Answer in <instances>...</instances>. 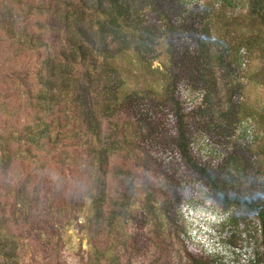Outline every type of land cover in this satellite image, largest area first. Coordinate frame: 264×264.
<instances>
[{
    "label": "rangeland",
    "instance_id": "1",
    "mask_svg": "<svg viewBox=\"0 0 264 264\" xmlns=\"http://www.w3.org/2000/svg\"><path fill=\"white\" fill-rule=\"evenodd\" d=\"M205 1L191 0L187 10H194L174 20L196 35L206 24L213 86L203 90L198 75L181 69V79L169 89L185 115L189 151L211 171L220 195L264 198V127L258 120L264 116V57L241 50V65H229L231 47L222 30L227 16H239L241 40L249 36L245 0L234 13L221 15L208 7L202 13ZM211 14L224 19V26L209 22ZM2 23L0 264H254L261 252L257 217L240 206L220 205L206 180L183 165L174 148L173 107L139 102L131 122L116 126L121 133L104 117L109 134L93 143L81 119L68 111L70 100L59 96L65 100L59 109L47 105L58 115L41 149L35 124L22 120V112L34 108L1 54L3 35L15 42L23 37ZM186 37L179 34L180 44ZM145 55L154 68L170 60L155 48ZM122 82L124 90L141 96L133 81ZM98 153L110 158L106 184L93 182ZM53 155L54 171L47 165Z\"/></svg>",
    "mask_w": 264,
    "mask_h": 264
},
{
    "label": "trees",
    "instance_id": "2",
    "mask_svg": "<svg viewBox=\"0 0 264 264\" xmlns=\"http://www.w3.org/2000/svg\"><path fill=\"white\" fill-rule=\"evenodd\" d=\"M238 1L241 0H208L202 4V13L206 14L207 7L214 8L213 11H217L218 15L223 12L234 13ZM190 2L0 0L2 25L16 27L20 31L17 37H23L20 42H15L14 36L6 37L2 32L1 54L14 79L13 83L16 79L20 82L26 91L28 105L34 108L30 113L22 112V120L35 124L37 142L43 150L51 139L58 115L47 105L56 104L59 109L65 101L59 100V96L70 100L68 111L71 110L76 118L78 116L81 119L93 143H100L108 133L103 126L104 117L105 121L114 124L117 133H121L123 131L120 132L116 126L131 122L132 107L138 109L142 102L152 109L173 107L177 124L173 141L180 161L206 180L220 205L240 206L257 217L261 252L255 253L253 263L264 264V198L259 195L244 198L220 195V188L211 171L198 164L189 151L185 115L181 113L179 103L169 89L181 79V69L198 75L203 90L213 86L210 35L206 24L198 29L200 33L196 35L193 28H185L174 20L181 13L194 10H187ZM245 3V28L249 36L243 41L239 16L226 17L229 27L223 25L224 19L213 14L208 19L209 22L213 20L224 26L222 38H228L231 47L229 65L233 62L241 65V50L245 53L256 51L264 57V0H245ZM189 20L190 17L187 22ZM180 33L188 36L186 43L180 44ZM153 48L170 60L154 68L152 60H148L145 55L146 49ZM109 77L115 80L111 81ZM128 80L133 81L134 89L142 92L140 97L137 93L138 98L135 93L124 90L125 83L122 81ZM2 92L0 87V94ZM64 106L67 109L68 105ZM258 120L264 127V116H258ZM261 150L264 155V139ZM34 156L42 162L46 159V155L41 158ZM56 160L54 155L47 160L52 171L56 170ZM92 163L98 169V177L93 182L108 183V154L98 153ZM36 179L34 177V182Z\"/></svg>",
    "mask_w": 264,
    "mask_h": 264
},
{
    "label": "clouds",
    "instance_id": "3",
    "mask_svg": "<svg viewBox=\"0 0 264 264\" xmlns=\"http://www.w3.org/2000/svg\"><path fill=\"white\" fill-rule=\"evenodd\" d=\"M217 224H220V222H219V223H217Z\"/></svg>",
    "mask_w": 264,
    "mask_h": 264
}]
</instances>
